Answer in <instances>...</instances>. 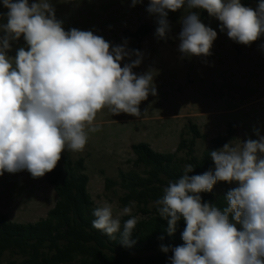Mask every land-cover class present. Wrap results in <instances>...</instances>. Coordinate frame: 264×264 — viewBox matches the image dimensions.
<instances>
[{"label": "clouds", "instance_id": "obj_1", "mask_svg": "<svg viewBox=\"0 0 264 264\" xmlns=\"http://www.w3.org/2000/svg\"><path fill=\"white\" fill-rule=\"evenodd\" d=\"M143 0H131V6ZM6 18L0 23V176L27 171L34 179L53 171L65 150L81 152L89 133L100 130L99 112L141 117L140 105L157 94L154 73L133 71L143 54L125 39L113 45L91 30H65L49 0H2ZM178 51L182 57L209 56L217 31L200 19L206 10L220 22V31L232 41L250 46L264 36V0L253 8L242 0H149L146 11L157 18L155 35L166 40L171 31L169 12L185 8ZM25 46L9 56L12 42ZM264 49V44L260 45ZM135 57V59H133ZM127 61V62H125ZM229 142L209 155L214 169L183 174L163 187L153 201L167 220L169 235L180 221L183 244L161 245L168 264H264V135ZM217 182L236 184L225 196L222 209L202 201ZM135 201L121 210V223L111 204L92 210V227L131 247L138 217ZM163 239V237H161Z\"/></svg>", "mask_w": 264, "mask_h": 264}, {"label": "rangeland", "instance_id": "obj_2", "mask_svg": "<svg viewBox=\"0 0 264 264\" xmlns=\"http://www.w3.org/2000/svg\"><path fill=\"white\" fill-rule=\"evenodd\" d=\"M32 0H30V3ZM57 19L65 30H91L113 45L125 39L130 49L143 54L142 63L133 71L154 73L157 94L149 95L140 105L141 117L113 115L108 109L98 113L100 130L89 133L88 143L81 152L65 150L57 165L69 155L73 161L83 159L90 181L88 191L96 204H111L114 217L122 220L120 186L106 189V180L119 182V173L130 172L135 155L132 146L145 143L162 154L174 153L181 139H191L190 128L196 125L205 139H198L196 156L201 158L211 140L232 131L234 144L248 137L256 138L254 129L264 135V36L250 46L238 44L220 31V22L208 16L202 22L217 31L211 55L182 57L178 51L181 18L186 6L168 14L171 31L166 40L155 35L157 18L146 9L149 0L131 6V0H49ZM256 3L251 7L255 8ZM201 16V9H191ZM0 0V13H6ZM6 18H0L5 23ZM151 31L139 45L134 33L143 25ZM2 35V33H0ZM139 45V48L137 49ZM25 46L21 38L12 42L9 56ZM135 59V57H133ZM127 62V61H125ZM179 157L184 158L185 153ZM214 169V167L212 168ZM236 184L217 182L219 192ZM56 194L45 176L34 179L27 171L5 172L0 176V212L15 223H35L47 216L56 204ZM138 220L144 216L134 208Z\"/></svg>", "mask_w": 264, "mask_h": 264}, {"label": "trees", "instance_id": "obj_3", "mask_svg": "<svg viewBox=\"0 0 264 264\" xmlns=\"http://www.w3.org/2000/svg\"><path fill=\"white\" fill-rule=\"evenodd\" d=\"M258 2L242 0L245 6L258 5ZM208 16L203 10L201 21ZM150 31L151 26L145 24L133 37L140 45ZM190 131L191 139H181L174 153H158L145 143L133 145L134 169L121 171L119 182L106 180L107 190L120 186L124 191L119 198L122 208L135 201V209L144 216L133 230L131 239L135 243L131 247L122 246L119 236L114 241L92 227V210L97 206L88 191L90 179L86 174L85 161H73L66 155L62 166L57 165L45 175L57 198L45 218L35 223H15L0 212V264H168L171 253H163L160 246L182 245L181 233L185 225L180 221L175 233L169 235L167 220L158 215L153 201L162 195L163 187L170 180L175 181L183 174L186 164L194 166L189 175L212 169L214 163L209 153L234 140L229 130L225 136L212 139L210 148L199 158L196 156L197 140L205 139V136L196 125H192ZM180 153H185V157H179ZM229 190V187H224L219 192L213 188L212 192L200 195L202 201L222 209L226 206L225 196ZM128 218H123L121 223Z\"/></svg>", "mask_w": 264, "mask_h": 264}]
</instances>
